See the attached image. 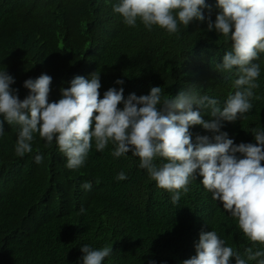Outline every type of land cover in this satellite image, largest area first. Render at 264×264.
I'll list each match as a JSON object with an SVG mask.
<instances>
[{
    "label": "trees",
    "instance_id": "16d2710c",
    "mask_svg": "<svg viewBox=\"0 0 264 264\" xmlns=\"http://www.w3.org/2000/svg\"><path fill=\"white\" fill-rule=\"evenodd\" d=\"M118 0H0V71L14 77L11 85L23 100L29 90L23 84L42 73L53 80L49 101L61 98V88L70 87L77 75L101 74L103 93L124 88V96L147 95L151 87H162V95L175 97L193 88L220 101L223 107L236 89L231 74L215 65L231 50V42L208 31L207 17L215 21L220 9L207 0L205 21H194L188 29L169 35L156 26L152 31L138 21L128 27L113 12ZM261 66L251 100L253 108L235 122H222L236 144L255 143L252 128L264 129V53L254 61ZM123 79L124 84L115 83ZM122 108L123 105L121 104ZM204 119H213L205 115ZM0 136V264H82L81 247H112L102 264H182L196 254L200 232L215 230L243 255L252 243L238 222L213 200L201 184L190 182L178 204L172 193L160 189L139 168V158L130 153L114 158L113 145L103 152L93 147L84 165L72 170L55 141L34 135L32 152L18 157L14 147L15 126L5 122ZM196 135L213 133L195 126ZM43 155L37 164L35 156ZM157 163H160L158 160ZM8 166L10 171L8 170ZM123 171L127 179L115 177ZM99 181V183H97ZM91 182V190L81 185ZM81 208L85 211L81 213ZM264 250L257 245L254 250ZM235 264V259H232ZM249 264H256L250 261Z\"/></svg>",
    "mask_w": 264,
    "mask_h": 264
},
{
    "label": "clouds",
    "instance_id": "9594fccd",
    "mask_svg": "<svg viewBox=\"0 0 264 264\" xmlns=\"http://www.w3.org/2000/svg\"><path fill=\"white\" fill-rule=\"evenodd\" d=\"M216 6L220 12L214 22L210 15L207 17L208 31L215 30L228 39L231 50L215 70L231 74L235 69L238 76L233 81L236 91L228 94L223 107L218 99L193 88L166 98L162 87L154 86L147 95L131 93L125 98L123 87H111L101 98L98 71L90 78L75 76L70 87L60 89L61 98L52 102L53 78L42 73L24 81L29 94L21 100L18 90L11 87L14 77L0 71V136L4 135L5 122L16 127L14 151L18 157L32 152L35 134L46 141L45 147L55 141L66 157V167L72 170L84 165L93 143L98 152L111 143L114 158L130 152L138 157L139 168L158 188L172 193L174 205L198 174L213 200L222 203L238 222L252 247L241 255L226 246L215 230H202L196 254L182 264H232L233 258L235 264H264V250H254L257 245L264 246V129L252 128L255 143L240 144L221 131L223 121L246 118L253 108L251 100L258 98L254 89L259 87L261 66L254 61L264 53V0H216ZM206 8L210 10L207 0H118L113 12L128 27H136L139 21L148 31L156 26L172 35L180 31V25L188 29L194 21L203 23ZM115 83L123 85L124 80ZM205 115L213 119L206 120ZM195 126L213 135H196L193 141L190 129ZM35 162L42 163L43 155L37 154ZM115 179L125 180L127 176L121 171ZM81 187L91 190L92 184L85 182ZM80 250L82 264H102L113 249L84 244Z\"/></svg>",
    "mask_w": 264,
    "mask_h": 264
}]
</instances>
